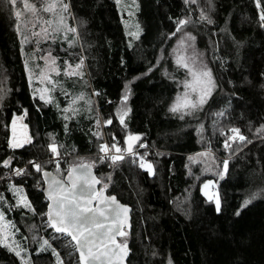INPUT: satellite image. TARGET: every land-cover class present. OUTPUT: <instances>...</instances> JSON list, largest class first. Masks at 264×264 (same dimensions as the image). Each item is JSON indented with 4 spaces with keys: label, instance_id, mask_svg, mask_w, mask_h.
Wrapping results in <instances>:
<instances>
[{
    "label": "trees",
    "instance_id": "trees-1",
    "mask_svg": "<svg viewBox=\"0 0 264 264\" xmlns=\"http://www.w3.org/2000/svg\"><path fill=\"white\" fill-rule=\"evenodd\" d=\"M65 2L71 3L75 19L73 22L70 18L68 23L77 26V42L69 47L59 39L55 43L48 40L43 46H51L60 67L64 66V59L73 64L83 56L87 72L73 81L64 78V85L72 92H88L91 88L98 93L97 111L104 120L112 119L105 126L111 133L109 140L124 149L126 135L142 136L135 145L137 154L146 153L145 160L153 165V174L149 175L139 167V161L132 163L130 156L125 155L115 166L107 161L96 163L93 168L98 178L110 177L104 181L108 184L106 193L131 207V226L124 228L128 235L117 238L127 242L125 264H264V192L260 191L264 189V133L256 131L264 124V27L259 24L256 0H211V7L205 0L203 8L209 10L212 24L199 21L197 6L185 5L184 0H136L140 33L131 43L115 0ZM260 3L264 7V0ZM12 9L8 0H0V87L9 90L0 99V193L6 201L0 202V208L19 227L16 236L27 249L29 259L33 263L38 260L39 264H55L50 250L37 255L38 242L24 235L27 227H37L40 219L43 222L47 217L22 207L10 208L16 200L8 186L10 179L23 186L36 212H46L47 201L37 185L38 180L42 181L41 175L26 161L43 163L49 159L52 154L47 152V145L53 140L63 145L61 149L67 156H88L86 160L91 162L101 141L93 135L97 111L95 107L92 111L84 109L65 120L56 104H45L32 94ZM188 15L194 21L188 30L196 37L198 49L204 50L217 85L205 108L208 114L224 113L212 116V125L219 131L209 132V143V122L188 115L181 119L178 113L169 111L178 90L177 81L185 70L177 71L170 55L180 32L174 37L168 33L176 31L177 19ZM73 35L68 33V38ZM164 69L176 79L165 76ZM126 83L128 99L124 105L129 111L124 118L125 127L117 118L116 109L121 106ZM14 114L16 127L27 125L22 128L31 143L10 149L8 139L13 137ZM227 123L238 127L251 143L229 141L233 149L225 150L223 142L231 134L225 127ZM200 124L207 131L198 133ZM19 133L16 129V137ZM236 143H240L239 151H234ZM206 146H212L221 157L230 156L227 172L215 181L219 211L214 201L201 193V182L188 177L185 167L187 154ZM10 157L14 159L5 168L2 161ZM67 161L79 163L63 158V166ZM21 166L29 174L3 177ZM44 168L50 170L47 165ZM66 173L65 169L63 175ZM252 193H257L256 197L241 207ZM45 231L48 237L52 235L50 228L45 227ZM51 242L65 264H71L68 253L73 250L64 247L66 241ZM73 257L78 264L77 254ZM0 264H20V259L0 246Z\"/></svg>",
    "mask_w": 264,
    "mask_h": 264
},
{
    "label": "snow or ice",
    "instance_id": "snow-or-ice-1",
    "mask_svg": "<svg viewBox=\"0 0 264 264\" xmlns=\"http://www.w3.org/2000/svg\"><path fill=\"white\" fill-rule=\"evenodd\" d=\"M9 3L15 5L17 0H8ZM119 10L126 11L129 18L134 16L132 9H137L138 5L136 0H131L130 4H122V0H115ZM185 5L189 3H197V0H184ZM257 8L260 11L259 24L264 27V7L261 6L260 0H256ZM209 7H211V0H209ZM24 10L30 14V19L21 20L22 12L13 7L12 11L16 17V31L17 35L21 37V55L26 56L24 60V71L28 76L29 85L31 87L34 71L30 65V60H36L38 57L37 52H44V55L39 59L44 60V67L40 70L39 79L41 82H47L51 85V88H38L35 89L33 95L39 93V99L45 104L53 102L51 92L55 90L57 86L60 87L62 94L68 99V105L65 106L62 111L65 114L64 119L69 120L76 116L80 109L75 107L78 101H83L88 111H92L93 101L89 97L85 99V94L80 92L69 98L68 93L64 92L63 84L59 80H54L49 73H59L60 67L57 65L58 56L52 54V48L49 46L47 49H41L40 45L44 41L51 40L55 43L58 39L66 42L69 47H73L77 42L78 36L77 28L68 23L69 19H75L71 11V3L65 2V0H35V2H29L24 0ZM44 13L49 14L48 18L44 17ZM199 21H206L208 24H212L213 20L204 12L201 11L199 15ZM125 25V34L130 35L133 39L138 38L140 26L135 24L132 27L135 31H131L129 28L130 21H121ZM31 25V36L25 35L21 30L20 25ZM194 23L191 15L179 18L175 21L176 31L168 33L169 37L176 36L177 32L183 33V35L176 40V44L173 46L170 55H172L176 70H185V78L181 81H177V88L180 84H183V92L177 91L175 98L169 105V111L176 114L180 113V118L184 119L185 115L194 116V114L203 109L209 102V98L212 97L217 85L212 73V70L204 63L202 56L203 53L198 52L195 48L196 37L190 32L184 29L188 24ZM68 33L74 34L71 39L68 38ZM35 42L36 47L32 53L24 52V45ZM131 47V44L129 45ZM69 55H72L69 53ZM159 59V58H158ZM64 67L62 69L66 78L80 77L83 78L84 72V57L81 56L79 61L75 64L70 63L67 59L63 61ZM38 67V66H37ZM152 67L148 68V72L152 71ZM147 73H145L146 75ZM164 75L175 80L176 78L164 69ZM135 79V78H134ZM125 92L121 95V106L116 109V116L120 120L122 125H125V116L128 114V109L124 105V102L128 99V84L126 83ZM9 90L5 87H0V99H3ZM98 95V93H93ZM59 109V105H57ZM72 115L69 116L68 113ZM216 116H221L223 112L213 113ZM16 121L15 114L12 118L13 124V137L8 139V147L10 149H16L23 146V144L31 143V137L25 133L22 140L16 137ZM103 122L104 124H111L112 119L101 120L99 113L96 114V123L99 126ZM215 123V122H214ZM23 128H27V125H21ZM126 127V125H125ZM65 130L67 132L68 125L65 124ZM197 132H202L203 125L197 126ZM221 135H224V129H221ZM230 135H227L223 142L225 150L233 149V145L229 141H237L244 143H251L245 135L241 134L238 127H231L227 129ZM257 133H264V124H261L256 129ZM93 135L98 138H102L99 131L93 132ZM264 139V137H261ZM115 139V137H113ZM140 140V136L129 133L124 137V143L127 145L123 150L116 144H111V149H115V152L110 151L109 146L106 144L98 143L97 156L92 159L91 162L87 161L84 157H77L79 163H70L66 169L67 175H62L65 169L60 166V160H52L50 157L43 163L26 161L36 170V173L42 176V181L38 180L37 185L40 191L43 192L47 201V211L37 213L32 202L25 194L22 186L9 184L8 191L12 192L13 198L16 200L14 205H9L10 208H25L34 214L40 215L43 220V225L46 228L52 230L50 239H44L41 237L39 247L36 249V254L41 252L51 251L53 257H55V264H65L61 258L58 250L53 247L52 240L57 242L66 241L65 248H71L73 251L68 253L69 257L78 253V264H124V258L128 255L129 249L126 241H118L117 237H126L128 233L124 230L125 225L128 224L127 213L129 209L127 206L120 204L115 196H107L104 194L108 184L105 183V179L110 177H97L93 174V168L96 163L103 164L107 161L112 162V166H115L118 162L125 159V154L137 155L132 145L136 141ZM58 147L62 148L63 145H57L55 141L48 144V148L52 154V157H59ZM140 147H144L143 144ZM75 149H73L74 151ZM240 150V143H236L234 151ZM147 154L139 157V167L146 169L149 175L153 174V165L151 162L145 160ZM197 157L208 156L209 159H213L212 153L209 150L197 153ZM14 157L6 158L2 161V164L7 168ZM190 161L195 158L189 156ZM55 162L56 168L54 172H48L44 168V164H50ZM223 170L217 171V175L221 178L224 177L228 170V159L223 161ZM210 167V166H209ZM15 175H27L28 170L26 168H15L11 170ZM213 181L208 180L201 187V192L208 195L205 189L208 185H211ZM102 187H97L98 185ZM264 192V189L260 190ZM257 193H252L250 197L246 198L241 207H244L250 203L251 199L256 197ZM209 199L212 196L209 195ZM0 202L4 201L3 193H0ZM217 211L220 210V203L216 201ZM239 214V212H237ZM8 227H5V214L0 212V246L6 247L9 252L14 253L16 257L20 259V264H33V261L21 255L22 252H27V249L21 248L19 243L15 240L8 241L9 236H14L15 233L11 232V228H15V225L11 221H7ZM31 227V226H30ZM19 231V229H16ZM70 238V239H69ZM33 239H36L33 237ZM155 255V253H154ZM171 264V261H169Z\"/></svg>",
    "mask_w": 264,
    "mask_h": 264
},
{
    "label": "rangeland",
    "instance_id": "rangeland-1",
    "mask_svg": "<svg viewBox=\"0 0 264 264\" xmlns=\"http://www.w3.org/2000/svg\"><path fill=\"white\" fill-rule=\"evenodd\" d=\"M29 2H35V0H29ZM124 3L130 4V3H131V0H122V4H124ZM136 3H137V2H136ZM203 3H205V0H204V1H202V0H197V3H194V4H195V5L197 6V8H198V14H199V15H200V12H201V11H204V12L208 15V14H209V13H208L209 10L205 11V8H203ZM200 5H201V6H200ZM12 6L15 7V8H17V9H19V10L22 12V16H21V20H22V21L25 20V19H30V18H31L30 14L27 13V12L24 10V0H17V3H16L15 5L12 4ZM117 8H118V7H117ZM132 10L134 11V16H133L132 18H129L128 15H127V12H126V11H121V10L118 9L119 14H120V19H121V21H122V20L130 21L129 28H130L131 31H135V28L132 27V26L135 25V24H138V20H137V18H136V13H135V10H136V9H132ZM43 15H44L45 18H48V16H49V14H47V13H44ZM208 16H209V15H208ZM73 22H74V20H73ZM122 24H123V23H122ZM192 24H193V23L188 24L187 27H186L184 30L190 32V30H188V29H189V25L192 26ZM73 26L77 28V26L74 25V23H73ZM20 27H21V30L23 31V33H24L25 35L31 36V31H32L31 25H27V26H25V25L22 23V24L20 25ZM123 28H124V32H125V25H124V24H123ZM139 33H140V31H139ZM190 33L193 35L192 32H190ZM182 35H183V33H181V32L178 34L177 38H175V40H174V43H173V45H172V48H173V46L176 44V40L179 39ZM126 37H127V41H128L129 43H131V42L134 40L133 37L130 36V35H126ZM20 38H21V37H20ZM32 46H33V47H32ZM35 47H36L35 42H34V43H30V44H25V45H24V52H25L26 54H27V53H32V52H33V49H34ZM45 47H46V46H43V42H42L41 45H40V48H41V49H47V48H48V47H46V48H45ZM195 48H196V50H197L198 52L203 53L202 59H203L204 63L207 64L208 67L210 68V66H209V62H208V59H207V57H206V54L204 53V50H200V49H198V47L196 46V44H195ZM37 53H39V55H37L38 58H37L36 60H34V61H33V60H30V61H29L30 65L33 67V71H34V74H35V75H34V78H33V81H32V84H31V87H30L32 94H33V92L35 91V89H38V88H45V87L51 88V85L47 84L46 81H45V82H41V80L38 78L39 75H40V70H41V68L44 67V60L39 59V57L42 56V55H44V52L41 51V52H37ZM53 55H54V54H53ZM23 58H24V60H25V58H27V57H26V56H23ZM172 59H173V58H172ZM78 61H79V60H78ZM78 61H76V62H78ZM76 62H75V63H76ZM75 63H73V64H75ZM57 65L59 66V62H58V60H57ZM37 66H38V67H37ZM59 67H60V66H59ZM63 67H64V66L60 67L61 71H60L58 74H57V73H49V75H50L54 80H59V81L63 84L64 92H65V93H68L69 98L72 97V96H74V95H76V94H79L80 92H83V93L85 94V99H88V98L90 97V98L92 99V101H93L92 107H95V109H96V111H97V110H98V107H97V104H96V102H95V95H93L94 92H93V90H92L91 88H89V90H88L89 93H88L86 90H83V89H80V90H78V91L72 92V91L69 90V88H67V87L64 85L63 81H64V78H66V77L64 76L63 71H62ZM210 69H211V68H210ZM82 70H83L84 75H85L86 72H87V67H86L85 60H84V67H83ZM27 78H28V76H27ZM74 78H76V77H73L72 81L74 80ZM184 78H185V75H184L179 81L183 80ZM1 80H3V79H1ZM1 80H0V82H1ZM28 82H29V81H28ZM29 86H30V85H29ZM88 87H89V85H88ZM178 90L181 91V92H183V84H180V87H179ZM178 90H177V91H178ZM177 91L174 93L171 102H172L173 99L175 98ZM58 93H59V97H58V95H57ZM50 94H51V96L53 97V102H52V103H53V104H56V105H59V109H60L61 111H62V109H63L65 106L68 105V99L66 98V96H65L64 94H62L61 89H60L59 86H57V87L55 88V90H53ZM56 95H57V96H56ZM35 97L39 98V93H37V94L35 95ZM171 102H170V104H171ZM75 107H77V108L80 109L79 113L82 112L84 109H87L86 106L84 105V102H83V101H78L77 104L75 105ZM205 107H206V106H204L203 109L197 111V112L194 114V116H189V115H188V116H189V117H199L200 120H202V121L205 120V122H206V121L209 122L208 125H207V127L209 128V130H208V131L205 130V129L202 130V131H207V132H206V138H207V140H208L207 143H209V141H210L209 138H208L209 132H211V131H219V130H218V129H215L214 126L212 125V124L215 122V118L212 117V116H214V114H213L212 112L208 114V110H207ZM97 112L99 113V115H100V117H101V120L103 121V120H104V119H103V116L100 114L99 111H97ZM97 112H96V114H97ZM178 114L180 115V113H178ZM61 115H62V117L64 118V115H65V114L63 113V111H62ZM68 115L71 116L72 113L69 112ZM77 115H78V114H77ZM74 117H75V116H74ZM94 125H95L96 127H94L93 131H94V132L99 131V132L101 133V135H102V138L99 139V140H101L99 144H106V145L109 146L110 151L115 152V149H111V147H110L111 144H112V143H115V142H114L113 140H111V141H113V142H111V141L109 140V138H111V133L108 132V131L105 129V126L108 125V124H104L103 122H101V124H100L99 126H97L96 118H95ZM225 127H227V129H228V128H231L232 126H231L229 123H227V124H225ZM16 129H17L18 132H20L19 134H17V135H18L17 138H19V139L22 140L23 135L25 134V130H24L22 127H16ZM228 135H230V134H228ZM95 137H96V136H95ZM226 137H227V136H226ZM96 138H97V137H96ZM52 141H53V140H51L50 142H52ZM140 141H141V140H140ZM50 142H49V143H50ZM49 143H48V144H49ZM205 143H206V142H205ZM56 144H57L58 146L60 145L59 143H56ZM134 148H135V147H134ZM143 148H144V147H143ZM121 149L123 150V148H121ZM206 149L209 150V151L212 153V157H213V159H209L208 156H201V157H197V156H196L197 153L204 152ZM135 150H136V148H135ZM47 152H48L49 154H51V152H50V150H49V148H48V145H47ZM58 152L60 153V156H59L58 158H57V157H52V156H51V158H52L53 161H55L56 159H59V160H60V166H61L62 169H64V168L67 169V167H68V166H67V165H68V161L65 162V163H64L65 165L63 166V163H62V159H63V158H65V159L71 158L72 161H76V162H77V161L79 162V160L77 159V157H84L85 159H88V158H89L88 156L85 157V156H83V155L73 154V153H70V156H67V154L64 153V150H62V149L59 148V147H58ZM125 155H127V154H125ZM189 156H192V157H194L195 159H194L193 161H190V160L188 159ZM130 158H131V157H130ZM229 158H230V156H228V157H221V155H219V154L217 153V151L214 150V149L212 148V146H206V147L201 148V149H199V150H197V151H195V152L189 153V154H187V156H186V165H185V167H186L187 175H188V177L193 178V181H194V182H201L200 190H201V187L205 184L206 181H208V180L213 181V183H212L211 185H208L207 188L205 189V192H207L208 195H205L204 192H201V193H202L207 199H209V198H208L209 195L212 196V199H211V200H213L215 204H216V201H217V199H218L217 191H216V188H215V184H216L215 181H216V179L219 178V176H218L216 173H217V171H219V170H223V167H224V166H223V161H224L225 159H228V160H229ZM92 159H93V158H90V160H92ZM46 160H48V159H46ZM46 160H45V161H46ZM109 162H111V161L109 160ZM131 162H132V158H131ZM149 162H150V161H149ZM111 163H112V162H111ZM132 163H134V162H132ZM45 165L49 166L50 170H51L52 172H54V170H55V168H56V164H55V162L50 163V164H44V166H45ZM209 166H210V167H209ZM15 168H24V166H21V167H14L13 169H15ZM12 175H15L14 172L9 171V172H8L6 175H4L3 177H4V178H7V179H8V178L10 179V177H11ZM62 175H63V172H62ZM205 178H206V179H205ZM10 184L16 185V184L13 183V181H12L11 179H10ZM17 186H21V185H18V184H17ZM102 186H103V185H102ZM22 187H23V186H22ZM23 189H24V187H23ZM24 192H25V189H24ZM25 194H26V192H25ZM0 212H2L1 208H0ZM7 221H11V220H8V219L5 217V227H6V228L8 227V225H7ZM11 222L15 225V228H11L10 231L13 232V233H15V235H14V236H9V237L7 238L8 241L11 242L12 240H15V241H17V242L19 243V245H20L21 248L26 249L25 247L22 246V244L20 243L19 239H18L17 236H16V232H17L16 229H19V227H17L16 224H15L13 221H11ZM42 225H43V222H42L41 219H40L38 226H37V227H36V226L27 227V229H26L27 232H26L24 235H25L26 237H28V236L30 235V239H31V241L38 242V245H39V243H40V239H41V237H43L44 239H50V237H48L47 234H46L45 227L43 228ZM19 231H20V229H19ZM33 237H35L36 239H33ZM69 239H70V238H69ZM21 255L24 256V257H26V258H29V253H28V251H27V252H22ZM33 264H39V261L37 260V261L34 262ZM71 264H76V261H74V257H73V256H72V258H71Z\"/></svg>",
    "mask_w": 264,
    "mask_h": 264
},
{
    "label": "water",
    "instance_id": "water-1",
    "mask_svg": "<svg viewBox=\"0 0 264 264\" xmlns=\"http://www.w3.org/2000/svg\"><path fill=\"white\" fill-rule=\"evenodd\" d=\"M141 137H142V136H140V139H141ZM136 143H137V141H136ZM136 143L132 145L133 148L135 147ZM45 170H47L48 172H52L51 170H48V169H45ZM93 174L96 175L95 172H94V170H93ZM66 175H67V173H66ZM66 175H65V176H66ZM41 178H42V176H41ZM42 179H43V178H42ZM97 187H100V186L98 185ZM104 194L107 195V196H114V195L107 194L106 191L104 192ZM115 198H116V197H115ZM45 199H46V198H45ZM116 199H117V198H116ZM117 201H118L120 204H123V205L127 206L128 209H129V212L127 213L128 224L125 225V228H130V226H131V207H130L129 205L125 204V203H122V202H121L120 200H118V199H117ZM46 211H47V205H46ZM117 238H118V237H117ZM77 257H78V253H77ZM126 258H127V256L124 258V264H125V262H126Z\"/></svg>",
    "mask_w": 264,
    "mask_h": 264
},
{
    "label": "built area",
    "instance_id": "built-area-1",
    "mask_svg": "<svg viewBox=\"0 0 264 264\" xmlns=\"http://www.w3.org/2000/svg\"><path fill=\"white\" fill-rule=\"evenodd\" d=\"M134 150H135V148H133ZM135 152L137 153V150H135ZM127 155H129L131 158H132V162H135V161H139V157L141 156V155H131V154H127Z\"/></svg>",
    "mask_w": 264,
    "mask_h": 264
}]
</instances>
